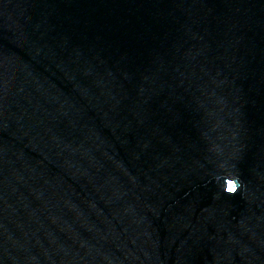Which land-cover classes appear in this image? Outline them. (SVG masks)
Listing matches in <instances>:
<instances>
[{"label": "water", "instance_id": "water-1", "mask_svg": "<svg viewBox=\"0 0 264 264\" xmlns=\"http://www.w3.org/2000/svg\"><path fill=\"white\" fill-rule=\"evenodd\" d=\"M0 264H264V0H0Z\"/></svg>", "mask_w": 264, "mask_h": 264}, {"label": "clouds", "instance_id": "clouds-1", "mask_svg": "<svg viewBox=\"0 0 264 264\" xmlns=\"http://www.w3.org/2000/svg\"><path fill=\"white\" fill-rule=\"evenodd\" d=\"M228 177L231 178H227L224 181V191L229 194V195H235L239 188H240V181H239V177L235 176L232 173L228 174Z\"/></svg>", "mask_w": 264, "mask_h": 264}]
</instances>
